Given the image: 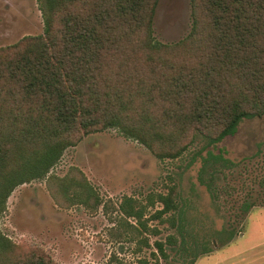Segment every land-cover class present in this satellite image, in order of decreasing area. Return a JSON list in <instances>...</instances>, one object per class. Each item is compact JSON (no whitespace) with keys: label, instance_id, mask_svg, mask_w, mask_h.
<instances>
[{"label":"trees","instance_id":"1","mask_svg":"<svg viewBox=\"0 0 264 264\" xmlns=\"http://www.w3.org/2000/svg\"><path fill=\"white\" fill-rule=\"evenodd\" d=\"M158 3L39 0L44 31L0 47V221L16 187L47 177L89 133L114 127L174 158L197 134L218 143L264 115V0H192V28L172 43L154 36ZM73 171L52 175V191L79 186L96 197ZM157 197L163 208L153 217L180 231L183 209L163 218L178 209L176 186ZM130 202L125 212L144 225ZM182 235L179 246L172 234L155 246L168 258L169 244L179 264H194L199 241ZM206 243L202 252H212ZM0 264L59 263L39 247L23 250L0 228Z\"/></svg>","mask_w":264,"mask_h":264},{"label":"rangeland","instance_id":"2","mask_svg":"<svg viewBox=\"0 0 264 264\" xmlns=\"http://www.w3.org/2000/svg\"><path fill=\"white\" fill-rule=\"evenodd\" d=\"M192 13V0H159L155 38L164 43L183 39L192 28ZM43 31L39 0H0V47ZM76 169L96 197L89 199L79 186L52 191V175H78ZM173 186L178 209L163 218L183 209L180 231L153 217L163 208L157 195ZM129 199L143 211L144 225L125 212ZM247 203L252 205L248 212ZM0 228L23 250L39 247L59 264H179L181 254L169 244L168 258L155 246L171 234L178 246L182 234L199 241L194 264H208L217 253L236 256L234 264H264V115L244 119L236 133L218 143L197 134L174 158L157 156L114 127L89 133L65 150L47 177L15 188ZM208 241L213 251L203 253Z\"/></svg>","mask_w":264,"mask_h":264},{"label":"crops","instance_id":"3","mask_svg":"<svg viewBox=\"0 0 264 264\" xmlns=\"http://www.w3.org/2000/svg\"><path fill=\"white\" fill-rule=\"evenodd\" d=\"M218 255L219 253L210 255L208 264H234L233 260L236 259V256H232L231 253L230 255L225 254L224 256ZM211 257H213V260Z\"/></svg>","mask_w":264,"mask_h":264}]
</instances>
